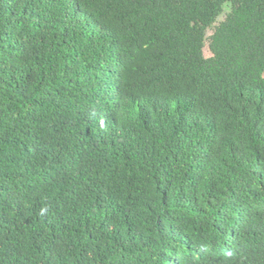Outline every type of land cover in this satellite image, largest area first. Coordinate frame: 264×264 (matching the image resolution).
<instances>
[{
	"label": "trees",
	"instance_id": "16d2710c",
	"mask_svg": "<svg viewBox=\"0 0 264 264\" xmlns=\"http://www.w3.org/2000/svg\"><path fill=\"white\" fill-rule=\"evenodd\" d=\"M0 264H264V0H0Z\"/></svg>",
	"mask_w": 264,
	"mask_h": 264
},
{
	"label": "rangeland",
	"instance_id": "374dc122",
	"mask_svg": "<svg viewBox=\"0 0 264 264\" xmlns=\"http://www.w3.org/2000/svg\"><path fill=\"white\" fill-rule=\"evenodd\" d=\"M227 12H228V10L225 9L223 15L219 17V21L222 20V19L224 18V14L227 13ZM211 33H212V30H208V32H207V36H209Z\"/></svg>",
	"mask_w": 264,
	"mask_h": 264
}]
</instances>
